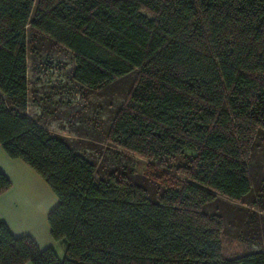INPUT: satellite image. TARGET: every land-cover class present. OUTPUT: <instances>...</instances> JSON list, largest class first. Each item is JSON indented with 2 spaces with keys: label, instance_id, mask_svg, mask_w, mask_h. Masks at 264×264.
I'll return each instance as SVG.
<instances>
[{
  "label": "trees",
  "instance_id": "trees-1",
  "mask_svg": "<svg viewBox=\"0 0 264 264\" xmlns=\"http://www.w3.org/2000/svg\"><path fill=\"white\" fill-rule=\"evenodd\" d=\"M35 33L66 49L72 78L100 88L136 73L107 141L171 160L191 151L150 193L113 160L89 159L31 116L27 78ZM264 132V0H0V145L57 197L47 216L58 258L0 220V264H264V252L222 256L224 218L205 207L239 201ZM105 168V167H103ZM10 181L0 170V193Z\"/></svg>",
  "mask_w": 264,
  "mask_h": 264
},
{
  "label": "rangeland",
  "instance_id": "rangeland-1",
  "mask_svg": "<svg viewBox=\"0 0 264 264\" xmlns=\"http://www.w3.org/2000/svg\"><path fill=\"white\" fill-rule=\"evenodd\" d=\"M28 49L27 78L33 99L29 113L39 117L50 132L67 137L79 154L105 161V168L97 170L96 178L112 169L108 165L113 160L118 161L113 168L124 167V172L142 182L150 193L159 191L171 178H181L176 168L185 163L191 151L157 161L119 154L107 141L109 124L124 103L135 72L100 88H89L73 80V60L59 44L33 33ZM247 165L252 181L250 192L239 201L218 196L204 208L207 212L218 211L224 218L221 251L225 258L264 252V132L254 139Z\"/></svg>",
  "mask_w": 264,
  "mask_h": 264
},
{
  "label": "crops",
  "instance_id": "crops-1",
  "mask_svg": "<svg viewBox=\"0 0 264 264\" xmlns=\"http://www.w3.org/2000/svg\"><path fill=\"white\" fill-rule=\"evenodd\" d=\"M0 170L10 181L0 193V220L14 236L28 235L39 249L51 247L61 258L65 246L51 237L47 220L57 203L50 186L22 159L10 158L1 145Z\"/></svg>",
  "mask_w": 264,
  "mask_h": 264
}]
</instances>
